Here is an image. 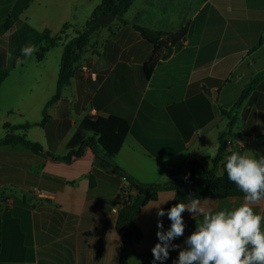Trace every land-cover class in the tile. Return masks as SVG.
I'll return each instance as SVG.
<instances>
[{
  "label": "crops",
  "instance_id": "crops-1",
  "mask_svg": "<svg viewBox=\"0 0 264 264\" xmlns=\"http://www.w3.org/2000/svg\"><path fill=\"white\" fill-rule=\"evenodd\" d=\"M100 3L0 0V25L12 22L0 35V67L10 69L0 87V141L24 136L43 151L33 153L20 143L0 145V264H119L122 233L116 222L124 205V177L100 169L90 149L70 164L47 154L65 156L84 120L113 115L130 121L114 162L139 183H168L171 172L182 178L191 156L210 171L229 122L221 111H229L244 87L264 73V0H134L125 23L100 17L101 28L76 62L70 86L47 105L60 71L47 65V55L72 39L66 32L77 36ZM134 26L168 34L187 29L148 79L143 67L153 46ZM45 30L65 39L41 62L35 53L34 61L17 70L21 47ZM238 145L264 155V78L226 137V155ZM216 172L222 175L221 164ZM174 199V191L161 190L140 209L136 226L142 239L130 246L128 264H153L157 221L162 219L164 230L171 223L167 215L157 216V206L167 212ZM242 202L243 197L202 199L201 206L215 212ZM261 210L264 204L256 208ZM183 218L184 235L173 241L180 248L201 219L187 211ZM102 236L105 246L97 258ZM180 248L170 250L163 264H174Z\"/></svg>",
  "mask_w": 264,
  "mask_h": 264
},
{
  "label": "trees",
  "instance_id": "trees-1",
  "mask_svg": "<svg viewBox=\"0 0 264 264\" xmlns=\"http://www.w3.org/2000/svg\"><path fill=\"white\" fill-rule=\"evenodd\" d=\"M134 0H101V3L94 9L84 28L77 33V36L69 40L63 46V54L60 63V71L55 96L47 105L55 102L62 91L70 86L71 80L75 73V64L90 46V40L94 33L100 30V17L111 16L117 18L121 23H125L124 16L130 10ZM12 26V22L7 20L0 25V35L6 33ZM67 27H64V30ZM140 36L153 46V55L144 67L145 79H148L153 73L160 59H166L172 53V48L180 41L184 40L187 29H182L177 33L168 34L164 32L152 31L140 26H134ZM63 34V31L62 33ZM62 37H51L49 30L32 38L28 43L35 44L39 47L36 54L37 60L42 61L47 53L54 47L58 46ZM27 43V44H28ZM20 56V55H19ZM10 69L0 68V87L6 80ZM264 73L254 77L245 87L244 90L229 111L222 110L223 116L228 118V126L219 135V150L213 160L214 167L207 171L201 162L191 156L186 165V171L182 178H176V174L171 172L172 180L165 184L146 185L139 183L133 177L126 175L114 162L119 154L126 136L130 129V121L119 116H109L107 118L86 119L81 124L78 132L71 140L68 153L62 157H55L47 154L54 161L70 164L73 160L80 159L84 156L87 149L93 152L96 165L106 173L117 174L125 178L128 186V196L124 205L118 212L116 230L122 233V244L120 251L119 264H128V250L133 243L142 239V233L136 226V218L140 209L148 202L157 199V194L161 190H170L175 192L173 203L167 208L178 202L188 203L187 198L191 196L202 199H221L226 197H243V193L237 187L228 181L224 172L223 163L226 155L225 140L231 135L232 129L236 124L239 112L243 105L255 90L258 84L263 80ZM46 116L44 111L45 124ZM9 130H17V127H11ZM20 143L28 150L36 154H42V148L24 136L7 135L6 139L0 141V145H11ZM221 164L223 173L217 175V167ZM187 176V180L185 177ZM93 185V179H91ZM134 190V193H133ZM1 209V200H0ZM166 209V211H167ZM103 236L97 252V258H100L104 250ZM0 251H1V219H0Z\"/></svg>",
  "mask_w": 264,
  "mask_h": 264
},
{
  "label": "clouds",
  "instance_id": "clouds-1",
  "mask_svg": "<svg viewBox=\"0 0 264 264\" xmlns=\"http://www.w3.org/2000/svg\"><path fill=\"white\" fill-rule=\"evenodd\" d=\"M38 51L39 47L32 43L22 46L20 56L15 58L16 69ZM223 168L228 181L244 194L243 202L230 209L206 212L200 198L190 195L188 203L178 202L167 212L157 206V216L167 215L171 223L164 230L162 219L157 221L158 242L151 249L153 264H163L170 250L180 248L173 241L184 235L186 211L201 219L184 240L185 247L180 248L174 264H264V210L256 211L264 204V155L232 151L224 157Z\"/></svg>",
  "mask_w": 264,
  "mask_h": 264
},
{
  "label": "rangeland",
  "instance_id": "rangeland-1",
  "mask_svg": "<svg viewBox=\"0 0 264 264\" xmlns=\"http://www.w3.org/2000/svg\"><path fill=\"white\" fill-rule=\"evenodd\" d=\"M89 20V19H88ZM87 20V21H88ZM86 25V23H84L82 26H85ZM66 34L67 35H69V37L68 38H73V37H75V33L73 32V31H69V32H66ZM65 39V38H64ZM64 39H62V40H64ZM60 47H57V48H55V49H53V50H51L50 51V53L47 55V57H46V63H47V65H55L56 67H58V66H60V62H61V58H62V54H63V48H61L62 46L61 45H59ZM36 57V56H35ZM35 57L34 58H32V60L33 59H35ZM34 61V60H33ZM1 68V67H0Z\"/></svg>",
  "mask_w": 264,
  "mask_h": 264
},
{
  "label": "built area",
  "instance_id": "built-area-1",
  "mask_svg": "<svg viewBox=\"0 0 264 264\" xmlns=\"http://www.w3.org/2000/svg\"><path fill=\"white\" fill-rule=\"evenodd\" d=\"M236 150L237 151H242L243 150L242 145H238L236 147ZM124 180H125V178H124ZM125 182H126V180H125ZM128 186L129 185L126 182L125 185H124V187L122 188L121 197L123 198V201H125L126 198H127V196H128ZM39 195L42 196V197H45L46 196V194H44V193H40ZM114 211L115 212H118V208H115Z\"/></svg>",
  "mask_w": 264,
  "mask_h": 264
}]
</instances>
